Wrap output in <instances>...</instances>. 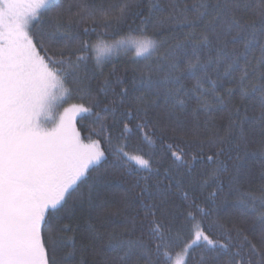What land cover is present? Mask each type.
Masks as SVG:
<instances>
[{
    "label": "snow or ice",
    "instance_id": "snow-or-ice-1",
    "mask_svg": "<svg viewBox=\"0 0 264 264\" xmlns=\"http://www.w3.org/2000/svg\"><path fill=\"white\" fill-rule=\"evenodd\" d=\"M53 3L0 0V264H52L50 250L54 253L58 243L73 240L62 235L72 231L70 227L54 228L53 221L60 222L58 214L70 210L74 197L83 199L82 194L77 196L81 184L91 178L108 154L137 174L148 173L142 177L145 187L137 196L143 217H132L124 225V232L108 235L109 247L120 253V264H187L173 261L170 255L177 217L168 211L167 199L173 189L215 184L218 173L228 171L220 160L225 143L236 153L228 182L229 191L236 194L235 206L241 217L258 219L261 228L250 239L236 225H219V235L214 237L203 228L205 209L197 198L189 201L185 191L186 212L179 219L189 221L191 243L182 245L181 251L200 249L208 257L205 264H264V188L257 196L241 191L237 180L257 134L262 138L260 150L264 153V0H255L254 4L249 0H170L167 20L175 26L153 30L159 49L144 57L148 61L146 71L133 79L131 86L117 78L114 85L108 83L101 89L112 94L110 103L91 95H87V103L65 99L70 91L69 77L86 65L92 44L79 37L56 44L55 37L65 30L60 9L52 17L53 31L46 39H37L33 28ZM78 7L76 23L81 25L108 28L127 19V4L117 15L98 12L85 3ZM149 22L142 20L141 25ZM139 30L148 31L147 27ZM90 31L95 29L83 27L84 36ZM53 48L58 51L53 52ZM95 64L99 66L98 59ZM225 84L232 87H223L221 92ZM237 95L242 106L245 101H255L256 114L249 116L247 107L242 110L233 106L226 135L210 131V154L203 151L201 143L191 160L181 145L168 141L158 123L160 114L153 112L160 99L175 111L194 98L196 108L191 115L195 138L200 127L199 110L202 108L210 118L212 107L227 108ZM62 101L69 106L62 104L58 121L51 128L42 126L41 116L47 115L53 103ZM78 116L96 118L99 138L87 142L81 138ZM207 123L205 131H209ZM188 126L179 122L176 128L184 130ZM158 134L160 151L148 156L130 154V142L139 137L152 145ZM216 147L220 151L212 150ZM168 159L174 167H164ZM197 161L215 167L211 173H199L194 166ZM153 175L155 192L147 187ZM89 189L90 200L91 185ZM220 190L217 187L212 196L217 197ZM68 254H75L74 242ZM221 254L225 258L217 260Z\"/></svg>",
    "mask_w": 264,
    "mask_h": 264
},
{
    "label": "trees",
    "instance_id": "trees-1",
    "mask_svg": "<svg viewBox=\"0 0 264 264\" xmlns=\"http://www.w3.org/2000/svg\"><path fill=\"white\" fill-rule=\"evenodd\" d=\"M250 3H255V0H249ZM85 3L87 7L99 11L107 12L111 15H117L119 10L125 5H128L126 22L115 24L104 28L100 24L81 25L76 23L78 19L75 13L79 11V5ZM57 9L62 10L61 20L65 24V30L55 37L57 45H62L65 41H70L79 37L88 40L93 44L99 37L107 40L115 39L125 33L135 32L137 34L153 35V30L159 31L161 27L167 29L174 27L168 22L167 16L171 11L170 0H54L52 5H49L45 10V15L33 28L37 39L41 36L47 38V34L53 31L52 17ZM160 9H164L163 13ZM149 19L147 25H141L142 20ZM89 26L95 31H90L87 36L83 34V27ZM133 31H129V28ZM147 27V32H142L139 29ZM159 49L158 47L155 51ZM53 52L58 51L57 48L52 49ZM154 51V52H155ZM108 59L102 66H96L95 60L92 56V51H89V59L85 66H82L75 76L69 77L70 91L69 103H77L83 101L87 103V95L95 96L103 103H110L112 94L101 91L102 88L107 87L108 83L115 84L117 78L126 80L131 86L133 79H139L140 74L146 71L148 61L143 58H134L131 52ZM51 55V52L49 53ZM153 78H157L155 75ZM77 79L79 83H77ZM192 82H188L191 87ZM223 87H232V85L225 84ZM81 88L86 91L77 92L76 89ZM119 91V88L116 89ZM150 100H155V97H150ZM233 106L247 107L249 109L248 115L256 114L253 109H257L255 101H245L241 105L239 96H234L227 108L223 106H214L209 110V116H206L204 110H199V131L196 137L192 136V125L195 123L191 115L192 110L196 108L195 99L193 98L189 104L183 108H177L172 111L164 104L163 99L156 101V106L153 112L159 113L158 123L160 127L165 129V135L168 141H175L181 145L187 153V159L191 160L194 155L200 151V144H204L203 151L210 154L207 145V139L210 131H215L218 136L226 135V128L228 125L229 109ZM258 111V109H257ZM209 131H205V121ZM186 122L189 126L184 130L176 128L177 123ZM77 127L80 131L81 138L87 142L89 138L97 139V133L100 131L99 124L95 117L85 116L77 120ZM247 127V125H246ZM175 129V130H174ZM261 137L256 135L255 141L249 145V155L242 163V171L237 180L241 191H251L255 195H261V189L264 188V153L261 152ZM107 147V145H105ZM224 155L220 157L223 161V167L228 171H220L218 173L219 179L215 184L209 186L184 187L180 191H173L169 194L167 199V209L174 216L177 217L176 224L173 227L172 237L175 240L173 245L172 256L175 258L184 252L181 251V246L191 243L189 239V221L187 219H179L185 212L184 207V192H188L189 201L192 198H197L201 207L207 213L203 221V228L212 236L219 235V225H224L231 228L236 225L243 229V231L253 238L261 228V223L258 219L252 216L241 217L238 209L235 206L236 194L229 191L230 173L233 171V164L235 163V151L225 143L223 145ZM128 150L130 154H144L148 156L153 152L161 150L160 136L155 137V143L147 144L137 137L134 141L129 143ZM213 151H220L219 147L213 148ZM174 167L171 159L164 161V167ZM199 173H211L215 165L209 166L207 164H200L199 161L195 163ZM135 167V165H133ZM163 168L161 169V174ZM148 173L127 169L115 160L111 155H107V159L98 167L97 171L92 173L91 178L87 179L85 183L81 184L79 195H83L82 200L73 198L70 201V210L58 214L59 221H53L54 228H63L68 226L72 231L63 233L66 238H73V240H66L57 244L54 253L50 250L52 264H120L118 253L116 250L109 247L108 235L110 233H122L125 231L124 225L132 217L139 215L143 217L140 202L137 196L142 188L145 187L143 176ZM211 179V177H209ZM91 185V199H88L89 186ZM149 190L155 192L156 179L153 175L147 182ZM217 187L221 190L217 192V197L212 196V192L216 191ZM215 200V204H213ZM125 201L128 206H125ZM149 203L151 201H148ZM235 235V233H233ZM73 242L75 244V254L69 255L73 251ZM180 256V255H179ZM225 256L221 254L216 259L223 260ZM208 257L198 248L187 250L186 262L187 264H205Z\"/></svg>",
    "mask_w": 264,
    "mask_h": 264
},
{
    "label": "clouds",
    "instance_id": "clouds-1",
    "mask_svg": "<svg viewBox=\"0 0 264 264\" xmlns=\"http://www.w3.org/2000/svg\"><path fill=\"white\" fill-rule=\"evenodd\" d=\"M158 43L153 35L147 33H125L112 40L101 37L91 45L92 56L95 61L99 60V66H102L108 59L126 54L125 49H128L134 58H143L151 55L158 47ZM51 115L49 111L47 116L51 117Z\"/></svg>",
    "mask_w": 264,
    "mask_h": 264
},
{
    "label": "rangeland",
    "instance_id": "rangeland-1",
    "mask_svg": "<svg viewBox=\"0 0 264 264\" xmlns=\"http://www.w3.org/2000/svg\"><path fill=\"white\" fill-rule=\"evenodd\" d=\"M124 51L128 52V49H125ZM65 99H67L69 101V92L65 95ZM62 104H63V101L53 103L52 107L49 110L52 113L51 117H48L47 115L41 116L40 123L42 124V126H44L46 128H51L52 126H54V124L58 121V113L60 110H62L61 109ZM63 106L67 107V106H69V104L64 103ZM78 118H79V116L77 117V120H78ZM77 129H78V127H77ZM187 250L184 253L179 254L180 256L178 255L175 258V260L179 259L181 262H184L186 260Z\"/></svg>",
    "mask_w": 264,
    "mask_h": 264
}]
</instances>
